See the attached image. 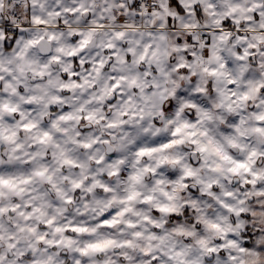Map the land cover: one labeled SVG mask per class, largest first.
Instances as JSON below:
<instances>
[{"label":"clouds","instance_id":"obj_1","mask_svg":"<svg viewBox=\"0 0 264 264\" xmlns=\"http://www.w3.org/2000/svg\"><path fill=\"white\" fill-rule=\"evenodd\" d=\"M0 264H264V0H0Z\"/></svg>","mask_w":264,"mask_h":264}]
</instances>
